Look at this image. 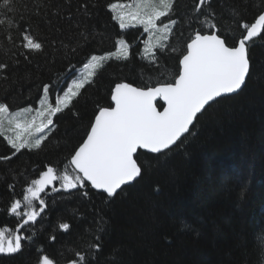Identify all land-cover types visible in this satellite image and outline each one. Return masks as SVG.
<instances>
[{"label": "trees", "instance_id": "1", "mask_svg": "<svg viewBox=\"0 0 264 264\" xmlns=\"http://www.w3.org/2000/svg\"><path fill=\"white\" fill-rule=\"evenodd\" d=\"M84 3L87 10L81 7ZM113 3L132 0H15L8 13L13 28L29 29L45 46L42 55L28 60L6 38L11 34L18 43V32L0 27V62L9 65L0 73V103L8 104L11 112L35 107L44 85L50 86L52 96L61 93L91 55L116 51L117 40L123 38L132 47L128 61H107L95 82L56 116L55 129L40 150L13 154L0 136V157L12 156L0 160V229L18 226L10 204L22 200L32 179L48 166L62 171L68 164L99 109L112 107L116 83L140 88L172 83L194 31H209L203 17L196 19L195 0H178L168 48L157 50L153 64L141 53L143 39L133 42L143 28L121 30L110 10ZM212 9L219 34L234 43L241 33L237 21L254 23L264 13V0H213ZM0 18H5L2 9ZM249 48L257 75L239 94L199 116L183 143L159 159L139 153L142 177L116 197L89 186L73 193L49 191L43 223L21 229L29 237L23 254L0 256V264H35L39 248L58 264H66L80 250L91 253L95 264H257V256L264 260V253L255 251L256 246L264 248V39L255 38ZM83 191L89 195L83 196ZM62 222L71 225L69 233L58 229ZM53 234L54 243L49 239ZM93 243L101 245L99 253L89 247Z\"/></svg>", "mask_w": 264, "mask_h": 264}, {"label": "snow or ice", "instance_id": "2", "mask_svg": "<svg viewBox=\"0 0 264 264\" xmlns=\"http://www.w3.org/2000/svg\"><path fill=\"white\" fill-rule=\"evenodd\" d=\"M213 0H195L193 11L199 14L196 19L208 28V32L194 31L190 42L186 43L182 58L179 60L181 70L172 83H162L152 87H134L130 83H116L111 92L114 107H101L95 115L94 123L86 134V139L79 146L62 171L48 166L42 170L38 178L30 181L21 199L10 204V214L19 221L13 231L10 228L0 229V256L15 257L23 254L25 240L29 237L21 234L26 226L43 223V215L49 207L45 199L49 191L52 193H73L84 189L87 185L107 195L116 197L122 186L131 185L142 177V166L138 164V152L167 154L182 137L187 138L197 121L198 115H206L207 111L222 103L225 98L238 94L257 69L250 57L249 45L254 38L264 39V14H260L254 23L237 21L241 33L234 43L221 32L216 23V12L212 9ZM15 0H0V9L4 17L0 18V27L7 26L9 33L18 32V43L11 34L7 39L20 49L25 60L31 56L42 55L45 46L29 29H14L15 21L8 17L14 9ZM87 10V3L81 5ZM178 0H132L127 5L113 3L110 10L121 30L140 25L148 39L145 41L143 56L155 64L161 52L168 48L176 19L173 14L178 11ZM129 9L117 11V9ZM235 14L236 9L231 10ZM165 17L169 19L164 20ZM117 50L108 54L91 55L84 64L78 79H72L62 94L57 93L54 102L49 99V85L42 88L43 99L39 100V110L33 113L32 108L11 113L6 103H0V136H3L13 154L23 149L40 150L48 136L55 129L54 117L73 105V101L81 96L86 85L95 82L98 70L105 67L110 60L128 61L131 50L125 39L116 41ZM74 51V49H73ZM175 51V49H173ZM9 65L0 62V73L6 72ZM160 99L167 106L162 111L156 107ZM26 114H31L26 115ZM6 133H11L7 135ZM12 156L0 157V160H11ZM14 187V186H13ZM87 197L89 193L83 191ZM58 229L69 233L71 225L59 223ZM50 241H56V235H50ZM99 239V237H97ZM99 253L101 245L93 243L89 246ZM255 251L264 253V248L255 247ZM39 255L35 264H58L42 248L37 249ZM66 264H95L91 253L76 251L67 259ZM257 264H264L257 256Z\"/></svg>", "mask_w": 264, "mask_h": 264}, {"label": "rangeland", "instance_id": "3", "mask_svg": "<svg viewBox=\"0 0 264 264\" xmlns=\"http://www.w3.org/2000/svg\"><path fill=\"white\" fill-rule=\"evenodd\" d=\"M118 5H119V3H117ZM121 4H123V5H127V4H129V3H121ZM129 9H127V8H124V9H120V8H118L117 9V11H128ZM112 12V11H111ZM113 13V12H112ZM114 14V13H113ZM166 18L167 17H165L164 18V20L166 21ZM117 22V21H116ZM118 23V22H117ZM119 25V24H118ZM135 27H142V26H140V25H136V26H134V27H130L129 29H133V28H135ZM129 29H127V30H129ZM126 30V31H127ZM123 31H125V30H123ZM146 36H147V39H148V33H146ZM126 41V40H125ZM127 42V41H126ZM175 55L177 56H179V53L178 52H176L175 53ZM144 57V56H143ZM111 61V60H110ZM83 71V69H81V70H79L78 71V76H77V79L80 77V73ZM98 72H99V70H98ZM177 75H178V73H177ZM70 83H71V81H70ZM69 83V84H70ZM68 84V85H69ZM86 86H88V85H86ZM42 99H43V97H42ZM49 99H50V101H52V102H54V98L50 95V91H49ZM39 107H40V105H39V103L34 107H28V108H32L34 111H33V113L32 114H34V112L36 111V110H39ZM23 109H21V111H22ZM11 112V111H10ZM19 112V111H18ZM11 113H16V112H11ZM60 113H58L57 115H59ZM26 115H31V114H26ZM56 115V116H57ZM56 117H54V119H55ZM7 135H11V133H6ZM7 142V141H6ZM38 178V177H37ZM15 229H13V231H14Z\"/></svg>", "mask_w": 264, "mask_h": 264}, {"label": "bare ground", "instance_id": "4", "mask_svg": "<svg viewBox=\"0 0 264 264\" xmlns=\"http://www.w3.org/2000/svg\"><path fill=\"white\" fill-rule=\"evenodd\" d=\"M135 28H139V27H135ZM137 32H139V33L143 34L144 36H146V33H144V32H141V31H139V30H137ZM139 40H140V39H139ZM146 40H147V36H146V38H145V41H146ZM145 41H144V43H143V44H141V47H140V48H141V53H142V54H143V49H144V44H145ZM130 50H132V48H131V47H130ZM157 50H159V49H157ZM81 69H83V67H82V68H80V69H78V70H77V72H76V73H74L75 75H74V76H72V77L69 79V82H68V84L70 83V81H71L72 79H77V76H78V71H79V70H81ZM179 70H181V69H180V65H179ZM175 78H177V76H176ZM175 78H174V79H175ZM173 81H174V80H172V82H173ZM68 84H67V85H68ZM65 90H66V89H65ZM57 93H58V92H55V95H56ZM59 94H62V92H61V93H59ZM50 95L52 96V94H51V93H50ZM55 95H54V96H52V97H53V98H55ZM233 96H234V95H233ZM160 105H161V103H160V104H158V106H160ZM192 128H193V127H192ZM192 128H191V129H192ZM190 131H191V130H190ZM187 135H188V134H187ZM182 140H183V139H182ZM178 143H179V142H178ZM174 147H175V146H174ZM172 149H173V148H172ZM170 150H171V149H170ZM170 150H169V151H170ZM139 179H140V178H139ZM139 179H138V180H139ZM138 180H137V181H138ZM137 181H135V182H137ZM135 182H134V183H135ZM134 183H133V184H134ZM87 186H89V187H90V185H87ZM126 188H127V187H126ZM90 189H92V188L90 187ZM92 190H93V189H92ZM93 191H94V190H93ZM118 193H119V192H118Z\"/></svg>", "mask_w": 264, "mask_h": 264}, {"label": "water", "instance_id": "5", "mask_svg": "<svg viewBox=\"0 0 264 264\" xmlns=\"http://www.w3.org/2000/svg\"><path fill=\"white\" fill-rule=\"evenodd\" d=\"M263 14H264V13H263ZM256 38H257V37H256ZM254 39H255V38H254ZM180 69H181V68H180ZM242 90H243V89H242ZM242 90H241V91H242ZM238 94H239V93H238ZM234 95H237V94H234ZM155 103H156V107H157V109H158V104H160V103H161V105H162L163 108L167 106V105L164 104V102H163L162 100H160V99H157ZM112 107H114V104H113V103H112ZM163 108H162L160 111H162ZM158 110H159V109H158ZM199 116H201V115H198V117H199ZM198 117H197V118H198ZM194 123H195V122H194ZM193 125H194V124H193ZM192 127H193V126H192ZM186 135H187V134H186ZM182 139H184V137H182L181 140H182ZM178 142H180V141H178ZM178 142H177V143H178ZM174 146H176V145H174ZM174 146H173V147H174ZM173 147H172V148H173ZM169 150H170V149H169ZM169 150H168V151H169ZM139 153H141V152H138L137 155H139ZM142 153H146V154H149V155L152 154V153H147V152H143V151H142ZM152 155H157V154H152ZM159 155H160V154H159ZM138 179H139V178H138ZM138 179H137V180H138ZM133 183H134V182H133ZM133 183H132V184H133ZM132 184H131V185H132ZM129 186H130V185L122 186V189H124V188H126V187H129ZM122 189H121V190H122ZM93 190H94V189H93ZM121 190H118V192H120ZM94 191H96V192H98V193L103 194V195L106 196V194H104V193H102V192H100V191H98V190H94Z\"/></svg>", "mask_w": 264, "mask_h": 264}, {"label": "flooded vegetation", "instance_id": "6", "mask_svg": "<svg viewBox=\"0 0 264 264\" xmlns=\"http://www.w3.org/2000/svg\"><path fill=\"white\" fill-rule=\"evenodd\" d=\"M145 38H146V36H144L143 34H141V33H139V32H137V34H136V36L134 37V39H133V42L135 41V40H142L143 39V41H141V44H143L144 43V41H145ZM140 44V45H141ZM132 48V47H131Z\"/></svg>", "mask_w": 264, "mask_h": 264}]
</instances>
